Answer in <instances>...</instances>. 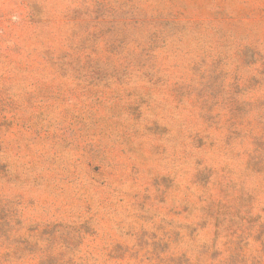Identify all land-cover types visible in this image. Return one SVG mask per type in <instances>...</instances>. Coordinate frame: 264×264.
I'll list each match as a JSON object with an SVG mask.
<instances>
[{"label":"rangeland","instance_id":"374dc122","mask_svg":"<svg viewBox=\"0 0 264 264\" xmlns=\"http://www.w3.org/2000/svg\"><path fill=\"white\" fill-rule=\"evenodd\" d=\"M0 264H264V0H0Z\"/></svg>","mask_w":264,"mask_h":264}]
</instances>
